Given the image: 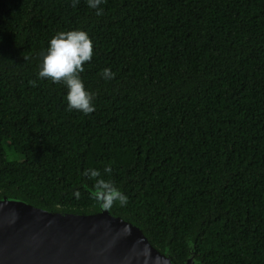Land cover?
Here are the masks:
<instances>
[{
	"label": "trees",
	"instance_id": "obj_1",
	"mask_svg": "<svg viewBox=\"0 0 264 264\" xmlns=\"http://www.w3.org/2000/svg\"><path fill=\"white\" fill-rule=\"evenodd\" d=\"M101 7L0 0V198L89 215L102 179L127 197L105 208L177 264L189 240L197 264H264V0ZM70 30L93 41L89 115L38 78L49 40Z\"/></svg>",
	"mask_w": 264,
	"mask_h": 264
},
{
	"label": "water",
	"instance_id": "obj_2",
	"mask_svg": "<svg viewBox=\"0 0 264 264\" xmlns=\"http://www.w3.org/2000/svg\"><path fill=\"white\" fill-rule=\"evenodd\" d=\"M94 214L57 212L0 198V264H177L138 224L114 216L105 195ZM185 264H197L191 240Z\"/></svg>",
	"mask_w": 264,
	"mask_h": 264
},
{
	"label": "clouds",
	"instance_id": "obj_3",
	"mask_svg": "<svg viewBox=\"0 0 264 264\" xmlns=\"http://www.w3.org/2000/svg\"><path fill=\"white\" fill-rule=\"evenodd\" d=\"M89 8L95 10L97 16L104 13L101 4L103 0H86ZM79 0H72V6L76 7ZM93 41L88 33L83 30H70L58 32L50 40L46 53H42V61L39 65L38 78L47 79L52 83H63L67 88V110L78 111L89 115L95 111L94 95L85 87L80 73L84 71V64L93 58ZM102 78L111 80L115 73L110 68L103 69ZM35 85V81H30ZM93 177H98L96 170H89ZM110 167H105L104 172H110ZM103 193L106 202L119 200L125 203L127 197L123 195L111 183L102 179L97 180L92 196Z\"/></svg>",
	"mask_w": 264,
	"mask_h": 264
}]
</instances>
